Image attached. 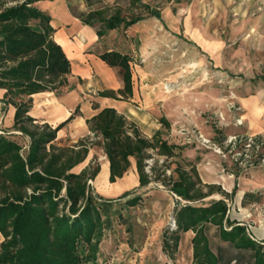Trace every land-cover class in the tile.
Segmentation results:
<instances>
[{
    "label": "rangeland",
    "instance_id": "1",
    "mask_svg": "<svg viewBox=\"0 0 264 264\" xmlns=\"http://www.w3.org/2000/svg\"><path fill=\"white\" fill-rule=\"evenodd\" d=\"M85 2L89 11L106 9L109 15L119 5L123 16H143L127 29L107 31V36L109 43L130 57L137 101L151 100L149 110L158 123L164 114L170 117L169 128L160 126L158 131L179 147L178 156L171 158L148 151L145 172L151 182L145 187L139 186L134 170L116 183L102 179L107 158L97 146L89 148L87 161L74 168L78 172L83 164L99 166L95 179L89 180L91 191L111 200L96 264H192V231L180 234L173 254L163 250L164 239L175 230L172 221L178 202L186 203L170 190L176 165L187 170L194 165L202 184L217 185L224 192L226 181H233L240 192L248 184L264 193V186L255 185H264V166L242 168L236 160L238 154L223 149L230 139L252 135L263 143L259 154H264V0H142L160 13L159 18L137 7L131 9L128 0ZM91 80L98 89L103 88L100 78L94 75ZM70 85L58 91L69 90ZM89 94V99L99 96ZM3 121L0 118V134L21 145L25 153L28 138L10 131ZM85 138L98 141L91 133ZM234 149L240 151L239 145ZM134 160L131 158L132 166ZM126 192L129 195L121 198ZM135 197L140 198L138 203L128 205ZM220 198L214 194L203 202ZM238 201L237 196L227 200L229 217L239 213ZM251 216L240 212L238 220L246 223ZM208 236L212 251L222 262L236 256L237 264H252L250 254H240L219 239L216 227H209Z\"/></svg>",
    "mask_w": 264,
    "mask_h": 264
},
{
    "label": "trees",
    "instance_id": "2",
    "mask_svg": "<svg viewBox=\"0 0 264 264\" xmlns=\"http://www.w3.org/2000/svg\"><path fill=\"white\" fill-rule=\"evenodd\" d=\"M37 1L0 0V89L5 90L3 101L15 108L11 130L29 140L23 153L21 145L0 134V264H96L111 200L93 195L88 183L99 173V166H86L78 173L74 168L85 161L89 148L97 146L109 162V183L122 178L134 158L139 186L145 187L151 182L145 172L148 151L171 158L178 156L179 147L163 139L160 131L144 137L135 123L108 107L86 120L98 141L85 138L71 146L55 143L57 132L74 115L52 128L36 123L28 112L32 95L68 86L70 61L52 39L50 17L34 5ZM128 7L160 17L142 0H128ZM121 10L117 5L109 15L106 9L89 11L81 21L93 28L99 25L95 30L101 39L107 31L127 29L143 18L140 14L123 16ZM98 57L117 69L123 81L122 89L101 91L99 96L132 97L129 55L112 49ZM160 122L169 128L166 119ZM189 166L187 170L176 165L170 178L171 192L186 203L178 202L176 228L164 239L163 250L173 254L180 234L192 231V264H237L236 256L222 262L212 251L208 230L214 226L222 242L240 254H250L252 264H264V243L251 239L246 227L227 214L226 199H232L236 188L227 193L217 185L202 184L195 166ZM214 194L221 198L203 202ZM139 199H129L127 204L135 206Z\"/></svg>",
    "mask_w": 264,
    "mask_h": 264
},
{
    "label": "crops",
    "instance_id": "3",
    "mask_svg": "<svg viewBox=\"0 0 264 264\" xmlns=\"http://www.w3.org/2000/svg\"><path fill=\"white\" fill-rule=\"evenodd\" d=\"M34 5L50 17V25L54 29L52 39L61 46L70 61V74L67 75V83L71 84V88L64 92L54 91L32 95V104L28 115L36 123L48 124L52 128L67 120L72 114L74 115V118L57 132L55 139L57 145L74 144L90 135L86 120L107 107L115 109L117 113L135 123L144 137L151 138L162 124L160 121L158 123L157 118L153 117L152 112L149 110L152 107L150 99H144L140 102L138 99L137 101L133 80L132 97L127 99H122L119 94H117L118 99L100 97L98 96L99 93L95 92L96 90H100L99 92L105 90L117 92L123 88V81L117 75V69L108 67L98 57L103 52L112 49L121 51L118 50L117 46H114V43H109L110 38L107 34L104 38L99 39L95 28L81 21V17L89 12L85 0H38ZM94 75L101 79L102 89H98L96 83L91 80V76ZM90 86H93L94 89H90ZM89 93L96 94L98 97L89 99L88 97L91 96ZM4 94L5 90L0 89V105H3L0 118H3L4 124L12 129L15 108L3 101ZM0 110H2V107ZM161 118L166 119L168 122L171 120L167 114H164ZM148 131L150 132L147 133ZM90 150L88 155L91 154ZM83 168H85L84 164L79 171ZM133 170L137 172L135 163L132 166L130 158L128 171L117 181L125 178L127 173H131ZM102 171V179L108 181V160H106ZM255 185L258 187L264 186L260 182H256ZM244 186L247 188L240 192L233 181H226L225 190L231 193L236 188L232 198L235 196L239 198L235 206L239 213L234 212L229 218L238 222L240 212L241 214H252L250 220H246V223L239 221V224L247 227L246 229L250 228L247 232L253 240L264 242V196L261 195L264 193L259 192V189H251L254 185L245 184ZM245 194L251 196L243 199ZM251 224H254V226L250 227Z\"/></svg>",
    "mask_w": 264,
    "mask_h": 264
},
{
    "label": "built area",
    "instance_id": "4",
    "mask_svg": "<svg viewBox=\"0 0 264 264\" xmlns=\"http://www.w3.org/2000/svg\"><path fill=\"white\" fill-rule=\"evenodd\" d=\"M262 144L263 143L258 141L256 137L250 135L246 137H241V139H238V140L236 138L233 139L232 141L231 139L228 140V142L226 143L225 147H223V149L228 150V148H230L229 151L231 153L238 154L239 157L236 160L239 159L238 163H239V166L242 168L252 167L255 164L264 166V154H259ZM236 145H239L240 147V151H238L237 153H235V149H234ZM88 183H90V181H88ZM226 202H227V199H226ZM227 205H228L227 214L229 215L230 205L228 203ZM172 223H173L174 228H176L174 220L172 221Z\"/></svg>",
    "mask_w": 264,
    "mask_h": 264
},
{
    "label": "bare ground",
    "instance_id": "5",
    "mask_svg": "<svg viewBox=\"0 0 264 264\" xmlns=\"http://www.w3.org/2000/svg\"><path fill=\"white\" fill-rule=\"evenodd\" d=\"M106 161V160H105Z\"/></svg>",
    "mask_w": 264,
    "mask_h": 264
}]
</instances>
